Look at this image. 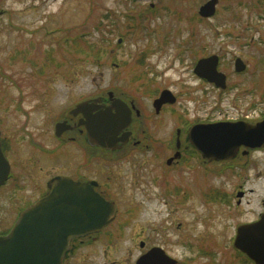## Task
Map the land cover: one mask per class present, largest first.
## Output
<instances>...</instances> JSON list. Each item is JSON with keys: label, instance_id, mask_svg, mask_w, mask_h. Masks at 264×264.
Returning <instances> with one entry per match:
<instances>
[{"label": "flooded vegetation", "instance_id": "flooded-vegetation-1", "mask_svg": "<svg viewBox=\"0 0 264 264\" xmlns=\"http://www.w3.org/2000/svg\"><path fill=\"white\" fill-rule=\"evenodd\" d=\"M124 1L134 4L144 0ZM147 1L148 11L124 13L125 19L132 21L127 27L128 30L139 28L143 18L156 14L158 0ZM211 1L213 4L215 1L216 4L218 2L207 0L198 8L200 18L208 19L215 16L216 4L210 16L201 13V9ZM3 13L4 11H0V15ZM103 19L105 31L107 29L106 32L110 34L121 27V23L115 20L109 11H105ZM191 33L188 31L183 40V61L188 60L193 53H198V58L194 59L192 66L187 65L185 71L188 77H194L199 81L202 87L199 95L196 96V90L179 92L176 95L172 94L174 102L169 100L159 102L162 91H169L168 87L158 89L153 77L144 80L139 74L136 76L139 77L137 81L140 90L137 93L131 92L129 86L108 87L63 109L52 126L55 147L48 149L45 145L30 139L27 148L24 149V158L19 163L10 160L11 153H18L14 139L10 136L4 137L0 129V151L6 162H0V169L6 170L5 176L0 177V195L6 194L5 200H0V237L10 232V228L24 209L53 190L56 185L55 178L67 177L73 181L88 183L93 192L104 200L102 206L110 208V217L108 223L100 230L72 238L61 264H255L234 245L237 229L244 223L233 224L234 220L230 219L234 213L221 208L224 205L231 209L230 201L223 203L222 192L206 188L202 171L220 175L224 168L229 170L231 162L234 163V168H238L237 162L242 159L240 156H248L254 151H264V147L258 150L240 148L233 158L213 160L204 158L190 137L191 128L200 124L243 122L254 125L262 120L264 111L257 119L252 116L254 102H248L242 112H238L227 103L229 107L221 109L225 98L238 99V94H230L234 83L229 85V78L250 76L251 62L245 56L249 53H245L244 50L254 43L250 41L234 43L232 51L221 49L206 53L207 47L200 41L202 37L196 40V36ZM121 34L123 36L117 37L115 48L105 57L107 61L110 60L111 65H116L113 59L118 60L119 51L126 40V34L123 32ZM104 40L112 42L110 36ZM147 57L140 54L134 62L144 66ZM200 60L207 62L202 64L201 69L205 76L195 72ZM211 63L213 65L215 63L214 74L208 65ZM146 69H148L146 72L150 73L149 76H158V72L153 73L151 67ZM208 76L225 77L224 86H216L215 83L203 78ZM180 94L185 97L188 104L177 111L174 107ZM209 97L213 99L211 105ZM88 101L96 105L97 110L91 111L89 107L77 109V112L74 110L78 104ZM207 105L209 109L206 108ZM98 112L105 113L104 118L108 123L115 125L112 129L114 137L111 146L94 144L89 137L91 120ZM57 123L65 125L56 135ZM134 157L137 160L145 158L149 165L154 163V166H157L160 163L164 172H170L172 176L171 184L165 192L169 200L156 202L164 208L155 209L156 218L149 225L132 216H141V210L147 208L144 205L150 203L144 200L136 203L122 201L123 187L111 184L118 177L114 174L113 168L120 167L121 163L134 161V166L142 170V164L137 163ZM49 162H54L52 168L44 170L40 167V164L46 166V163L50 164ZM36 171H45L46 174L37 175ZM103 173L104 176L101 178ZM41 175L44 176L42 180L39 178ZM31 176L36 179L33 180ZM198 178L202 182L198 183ZM155 183L157 185V181ZM18 189L28 195L32 190L33 195L38 196L19 197L14 202L16 205L19 204L10 223V190L16 192ZM192 194L196 202L188 201ZM226 197L229 199L227 195Z\"/></svg>", "mask_w": 264, "mask_h": 264}, {"label": "rangeland", "instance_id": "rangeland-1", "mask_svg": "<svg viewBox=\"0 0 264 264\" xmlns=\"http://www.w3.org/2000/svg\"><path fill=\"white\" fill-rule=\"evenodd\" d=\"M206 1L158 0L156 14L143 18L139 28L128 30L132 21L126 20L124 13L148 11L147 0L134 4L124 0H0V11H4L0 15V129L4 137L14 139L18 149V153H11L10 160L22 162L30 139L48 149L54 148L52 126L60 112L74 103L108 87L122 85L129 86L131 92L140 91L136 77L139 74L144 80L153 77L158 89L167 86L174 95L195 90L199 95V81L188 77L185 71L198 53L183 61V40L188 31L196 40L202 37L206 53L232 51L234 43H254L244 50L249 53L245 56L251 62V74L229 78L228 84L234 83L230 94H238V99L225 98L221 109L230 104L242 112L248 102H254L252 116L259 118L264 111V0H218L217 4L214 2L215 16L202 19L197 11ZM105 11L121 23L112 34L105 31ZM121 32L126 34V40L118 60L113 59L116 65H111L105 57L115 48L117 37L123 36ZM75 35L84 37L75 44L62 42ZM108 36L111 43L104 40ZM140 54L148 56L144 66L134 62ZM146 67H151L153 73L157 71L158 76H149ZM180 95L174 107L177 111L188 104ZM208 101L211 105L213 99L209 97ZM239 158L242 159L237 162L238 168L221 175L202 171L206 188L222 192L223 203L230 201L231 209L224 205L221 208L234 213L230 219L233 224L257 221L264 213V151ZM133 159L142 164V170L134 166V161L121 163L113 168L118 177L111 184L123 187L122 201L150 203L144 205L147 208L141 210V216H132L149 225L156 218L155 209L164 208L156 202L169 200L165 192L172 176L164 172L160 163L154 166L145 158ZM49 163L40 167L50 169L54 162ZM197 181L202 182L200 178ZM26 195L38 196L32 190L30 195L19 189L10 190V223L19 204L14 202ZM192 196L188 201L196 202ZM5 197L3 193L0 200Z\"/></svg>", "mask_w": 264, "mask_h": 264}, {"label": "water", "instance_id": "water-1", "mask_svg": "<svg viewBox=\"0 0 264 264\" xmlns=\"http://www.w3.org/2000/svg\"><path fill=\"white\" fill-rule=\"evenodd\" d=\"M213 6L212 2H208L201 9L202 15L213 14ZM205 63L207 62L204 60L197 63V74L205 76L201 72L202 64ZM208 65L214 74L215 63ZM204 78L216 86L223 87L225 83V77ZM162 100L174 102V97L170 91L165 90L158 101ZM83 107H89L91 111L97 110L96 105L90 101L78 104L74 110ZM104 114L98 112L91 120L89 137L94 144L106 147L113 142L112 129L115 125L108 123ZM64 125L56 124V135ZM190 137L193 145L206 159L233 158L240 147L264 146V119L255 125L243 122L197 125L191 128ZM0 162L6 163L1 151ZM5 173L6 170L0 169V177L5 176ZM55 181L53 190L24 209L10 233L0 237V264H61L72 238L98 231L108 223L110 208L102 206L104 200L93 192L88 183H80L67 177H57ZM234 245L255 264H264V213L257 221L238 227Z\"/></svg>", "mask_w": 264, "mask_h": 264}, {"label": "trees", "instance_id": "trees-1", "mask_svg": "<svg viewBox=\"0 0 264 264\" xmlns=\"http://www.w3.org/2000/svg\"><path fill=\"white\" fill-rule=\"evenodd\" d=\"M82 38H83V37L78 36V37L76 38L75 42L79 41V40L82 39ZM75 42H74V44H75Z\"/></svg>", "mask_w": 264, "mask_h": 264}]
</instances>
